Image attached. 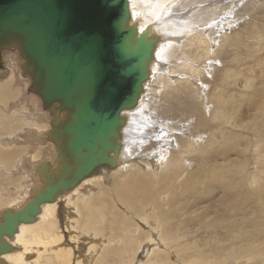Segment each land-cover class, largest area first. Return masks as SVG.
Wrapping results in <instances>:
<instances>
[{
    "label": "bare ground",
    "instance_id": "6f19581e",
    "mask_svg": "<svg viewBox=\"0 0 264 264\" xmlns=\"http://www.w3.org/2000/svg\"><path fill=\"white\" fill-rule=\"evenodd\" d=\"M212 2L214 1L128 0L130 20L135 22L138 30L149 27L150 32L158 37V41L153 52V58L148 66L150 76L143 84L144 90L141 93L138 104L122 112L125 115L126 122L121 130V148L117 156L116 167H100L93 173H96V175H90L84 178L74 188L59 194L52 202L42 203L33 222H21L17 225L11 236H3L7 242L13 245V249L10 252L0 254V264H71L74 261L72 258V253L74 252L71 251V246L66 247L61 245V242H63L62 235L58 229V222L60 223L61 220L64 228H67L72 233L74 232L73 234L76 235L79 231L84 232L86 237L88 236L90 239L88 243H92L88 247L89 251L91 249L94 251L98 245H104L102 239L98 241V232L100 230L95 228L96 218L93 213L96 208L101 213L109 216L107 222L104 224L105 226H113L118 222L119 218H113L111 215L117 216V213H119L121 220L124 222L128 216L127 214L129 213L130 216L132 211L138 215L135 217L137 218L135 220L137 223L141 220L148 224L149 220H153L155 226L149 227L147 225L150 232L147 234L144 233L145 237L144 235H140V230L137 236H134L132 231H134L136 225L135 223L134 225L131 223L129 229L123 228L125 236L120 238L115 237V240L118 239V244H121L120 240L125 242L128 239V248H131L126 250V247L124 249L121 245L122 251L124 252L126 250V252L125 256L123 252L118 254L117 262L122 264L123 261L130 259L132 246L135 242L139 239L142 241L147 238L143 243L139 244L138 254L141 258L139 264H142L144 261L146 263L151 262V264H156L154 257L160 252L156 251L159 247H156L158 244L153 239L155 230L160 228L159 234L157 233L159 235L158 240L165 244L166 247H178L183 251L185 250V246H182V244L187 246H190V244L177 242L178 237L175 235V230L200 229V226H175L173 224H169L163 229L160 226V219L163 222V220L169 218V207H165L162 212L161 208L155 202L156 197L160 199L169 194L170 196L176 195V199L181 200L182 197L188 195L192 196L193 202L196 203L197 201H194V199H197L195 196L199 195L198 189L203 186L201 184H206L208 187L206 200H211L212 198H209V194L211 193L209 190L214 188L213 184L219 183L222 187V206L219 210V215L215 216L216 219H214L213 223L203 226L211 230L219 227L220 220L237 203V201H234V196H232L231 180L229 179L232 171L228 168H223L222 165L218 167L210 163L213 158L214 160L217 159V155L213 152V148L218 145V139L216 137L214 139L211 137L204 139V136L202 137L200 133L196 134V136L195 134H190L191 127H196L197 125V127L202 126L204 119L201 114L198 98L188 86L182 85V81H179L180 79H184L186 82L188 81L195 86L191 82V78L196 75L191 68L188 71L181 70L183 68L182 66H184L183 59L181 60L182 66L178 65L180 56L174 54L175 51L179 50L180 43L178 42L183 35H193L194 38L198 39V43H201L202 40L205 44L206 52L209 55V53L217 50V46L216 49H212L214 45H217V43L220 44L222 39H226L231 34V32L227 33L226 28L231 26L229 19L233 16V12L229 11V15H227V12L224 11L216 15L217 11L209 7V4ZM220 7L224 10H232L233 8L230 6L229 1L225 4L222 3ZM249 8V6L246 7V4H243L241 12L244 11L245 14L249 11ZM241 15L243 14L239 12V17ZM220 19H223L221 23H219ZM192 43L194 44V41ZM226 44L227 42L225 41L223 45L225 46ZM14 52L13 50L6 51V53L5 51L3 52L4 55L2 54V57L4 60L14 59L16 63L11 66L9 74L0 77V106L2 104L4 109L10 107L12 110L14 103L11 102L15 100V97L19 93L15 100L17 106L12 112L14 114L19 113L20 115V117H18V114V116L16 115L19 119L10 117L11 114L9 116L3 115L1 118V127L5 132H2L0 129V137L3 140L12 142V145L5 149L2 146L3 149H0V177L2 179H9L0 181V189L6 183H9L13 185V190L6 192L2 189L6 193L2 194L0 192V219L2 211L5 208L16 211L22 208L30 198L34 197L31 194V190L39 188V185H36L39 182L35 170L36 165L45 159L52 158L55 154L54 143L50 140L43 141L44 132L51 127L48 112L43 107L41 108L37 105V103L33 104L31 102L30 104V98H27L25 101L20 99V94L23 90L22 97L25 93L26 79L23 78L24 76L21 74V69L17 64L19 55L15 58ZM172 55V60L176 63L173 66L170 65L171 63L169 65L166 63V61L172 58ZM206 58L209 59V57ZM187 65L194 67L193 65L195 64L191 62ZM167 66H170V68H167ZM160 73H163V75ZM178 73L181 74V77H178ZM156 78L163 80L160 84L161 89L163 90L164 88V90L162 95H159V97H162V102L160 101L161 103L158 104L160 99L156 100L157 102L155 101L158 104L155 107L157 111L156 113H152V106L148 105L146 107L147 105H144V102L151 90L153 92L159 90L160 93V89L157 86H152ZM151 86L152 88H150ZM197 91V94L200 96V89L198 88ZM208 99L212 101L211 97ZM178 104L179 106H177ZM163 105L164 111L174 117L175 119L172 120L175 122L168 120L164 116ZM224 105L223 103L218 105L220 110L214 114V118L221 116ZM213 107L211 108V112H213ZM2 108H0L1 111L4 110ZM179 116L188 118L186 121L187 126H184L186 123L178 124L180 121L177 117ZM9 119L12 120L9 121ZM17 120L18 122L21 121V124L12 131L11 127L16 125L15 122ZM47 123L50 124V127H48L49 124ZM184 132H188V135H185ZM12 135L13 137H11ZM172 138L174 143H172ZM168 140H171V142H168ZM39 142H44L42 146L45 145L44 147H40L41 152H38L37 145H41ZM165 144H170L173 147L167 146L161 148ZM18 145H26V148L16 155V152L11 146L15 147ZM172 152L174 155H172ZM7 164L11 166L8 168ZM106 169L113 170L107 171ZM246 170H248V165L247 167L245 166V170L241 172V177L237 180V185L243 197L239 199L236 206L243 205L244 203L243 179L247 182L250 180ZM253 173L251 175V183L255 184L258 176L255 172ZM103 179L111 183L109 185H112L113 191L110 189L107 190L105 189L107 186L103 187L101 185ZM94 190H97V192ZM112 193L114 196L111 195ZM112 199H115L113 200L114 202L116 199L117 201L114 203ZM59 202H63L66 207L64 209L67 213L63 217L59 211L61 209ZM79 205H82L85 210L84 213L81 212ZM2 206L5 207L3 208ZM65 210L64 212H66ZM144 213H148L150 217L147 218ZM132 215L135 216L134 214ZM152 216H154L153 219ZM227 223L229 224V222ZM254 226H259L258 231L264 235V223L260 226L249 221L246 228L252 230ZM163 230L164 235H162ZM119 234L120 231L118 230ZM260 234L255 237H250L251 234L238 237L240 239V246L232 248L231 255L234 254L233 259L245 258L248 264H261L258 259L264 258V245L255 249L257 244L255 241L261 239ZM70 237L74 239L71 235ZM136 245L138 246V244ZM219 249L221 250V248ZM220 250L216 252L214 247L213 249L209 248V255H206L200 247L193 255L185 256L178 254L177 263L210 264L212 262L217 264L216 256L220 253ZM32 251L36 252V257L33 260H27L32 256ZM160 254L162 255V253ZM222 259L223 257L218 260V263ZM136 260L139 259L136 258ZM159 261L163 262V258H160ZM73 264H82V262L77 260Z\"/></svg>",
    "mask_w": 264,
    "mask_h": 264
},
{
    "label": "water",
    "instance_id": "95a60500",
    "mask_svg": "<svg viewBox=\"0 0 264 264\" xmlns=\"http://www.w3.org/2000/svg\"><path fill=\"white\" fill-rule=\"evenodd\" d=\"M157 41L130 20L128 0H0V65L4 51L18 53L28 89L50 112L43 141L55 145L36 165L34 197L2 211L0 254L13 249L3 236L33 222L42 203L116 167L122 112L138 104Z\"/></svg>",
    "mask_w": 264,
    "mask_h": 264
},
{
    "label": "rangeland",
    "instance_id": "374dc122",
    "mask_svg": "<svg viewBox=\"0 0 264 264\" xmlns=\"http://www.w3.org/2000/svg\"><path fill=\"white\" fill-rule=\"evenodd\" d=\"M213 1L214 2L209 4V7L218 12H216V15H218L219 13L221 14L224 11L227 12V15H229V11L233 12V16H231V18L229 19L231 26L226 28V30L228 31L227 33L231 32V34L226 39L224 38L225 40L222 39L220 44L217 43V45H214L212 49H216L217 46V50H215L213 53H209V55L206 52L205 44L202 40L201 43H198V39L194 38L193 35H183L182 37H180L181 39L178 42L180 43L179 50L174 52L175 55L180 56L178 65L182 66L181 60L183 59L184 66H182L183 68L181 70L188 71L189 68H191L193 69V73L196 76H193L191 78V82L195 86H193L188 81L186 82L184 79H180L179 82L182 81V85L188 86L190 90L194 92L199 100L201 114L204 119V124L202 126L197 127V125L196 127H191L190 134H195L196 136V134L200 133L202 134V137L204 136V139L209 137H211L212 139L216 137L218 139H216L218 141V145L213 148V152L215 153V155H217V159L214 160L213 158L210 163L218 167L222 165L223 168H228L232 171L229 179L231 180L230 184L232 188V196H234V201H237V203L239 202V199L243 197L241 196L240 188L237 185V180L241 177V172L245 170V166L247 167V165L248 170L246 171L250 180L247 182L243 179V190L245 195L243 205L240 204L236 206L237 203H235L234 208L232 210H229L226 213L227 215L225 214L226 216L220 220L219 227H216L212 230L203 226H207L213 223L214 219H216L215 216L219 215L218 213L222 206V187L219 183L213 184L214 188H211V190H209V192H211L209 194V198L212 197L211 200H206V195H208L207 185L201 184L203 186L202 188L198 189L199 195L195 196L197 199H194V201H197L198 203H194L192 196L188 195L182 197L181 200H177L176 195L170 196L169 194L163 196L160 199H157L156 197L155 202L161 208L162 212L165 207H169V218L163 220V222L162 219H160V226L163 227V229L169 224H173L175 226H200V229L197 230H175V235L178 237L177 242H186L190 244V246L182 244V246H185V250L183 251H181V249H179L178 247H171L172 249L166 247L165 244L158 240L160 228L155 230L153 239L155 243L158 244L156 245V247H159L158 249H156V251L162 253V255L160 253L155 255L154 261L156 262V264H185L181 262L177 263L178 254L185 256L193 255L195 251L200 247L202 248V251L206 253V255H209V248L213 249L214 247L216 252H218L220 250L219 248H221L220 253L216 256L217 264H248V261H246L245 258L233 259L234 254L231 255L232 248L240 246V239L238 237L248 236L246 234H251L250 237H255L260 234V232L258 231L259 226H254L252 230L246 228L249 221L254 222V224H259L260 226H262L264 223V0H236V3L235 0H232V2L231 0H217L218 2L215 0ZM228 1L230 2V6L233 7L232 10L222 9L220 5H222V3H228ZM243 4H246V7H250L249 11L245 14L244 11H242L243 13L241 12ZM218 6L220 7V9ZM239 12L243 14L241 15V17H239ZM222 20L223 19H220L219 23H221ZM192 41H194V44L192 43ZM225 41L227 42V44L224 46L223 44ZM14 55L16 58V56H18L17 52H14ZM206 57H209V59H207ZM172 59L173 55L172 58L169 59L170 61L168 60L166 61V63L168 65L171 63L170 65L172 66L176 65L175 61ZM191 62L192 64H195L193 65L194 67L187 65ZM15 63L16 62L14 61V59L2 60V66L0 65V77L9 74L11 66L15 65ZM17 64L21 69V74L24 76L23 78L27 80H25L26 85L24 96L22 97V93L24 92L23 90V92L20 94V99L22 101H25L27 98H30V104L31 102L33 104L37 103V105H39L41 108L43 107V109L48 112V115L50 116L49 110L43 106L39 96L33 93L31 90H28L30 77L23 71L21 64L19 62ZM244 66L246 67V69ZM168 67L170 68V66H167V68ZM160 74L163 75V73ZM177 75H179L178 77H181V74L178 73ZM162 81L163 80H161V78H156V81L154 82V84L152 83V86H157L158 89H160V93L159 90L156 92H153L151 90V92L148 93L149 95L146 96L147 98L144 102V105H147L146 107H148V105L152 106V113H156L157 109L155 107L162 102V97H159V95H162V92L164 90V88L163 90L161 89L162 87L160 83ZM152 86L150 88H152ZM196 86L200 89V96L197 94L198 88ZM18 95L15 97V100ZM152 95H154L155 97ZM209 97H211L212 101L208 99ZM158 99L160 100L157 104L156 100ZM15 100L11 102L14 103L12 110L10 107L4 109L2 104L0 106V108L3 107L2 109H4L2 111L0 110L1 130V118L3 117V115L9 116L11 114L10 117L17 119H19L18 117H20L19 113L15 112L19 115L18 116L17 114H14V112H12L17 106ZM206 102H208V104H206ZM220 103L225 104L224 110L222 111L220 117L214 118V114L220 110V108L218 107ZM177 106H179V104ZM212 107L213 112H211ZM163 114L168 120L175 122L174 120H172L175 118L168 115L164 111V105ZM177 118H179L180 121L178 124L186 123V121L188 120V118L184 116H179ZM11 120L12 119H9V121ZM15 124V126L11 127L12 131L20 126L21 121L18 122L17 120ZM184 126H187V123ZM48 127H50V124L48 125ZM2 132L5 131L2 130ZM184 134L188 135V132H184ZM11 137H13V135ZM143 140L145 141L144 138ZM168 142H171V140H168ZM0 143V149L2 148V146L5 149L12 145V142L3 140L1 139V137ZM172 143H174L173 138ZM40 144L41 145H37L38 152H41L40 147L45 146H42L44 142H41ZM167 146L173 147L170 144H165L164 146H161V148H165ZM11 147L17 155L20 151H24L26 145ZM172 155H174L173 152ZM243 156L247 158H244ZM10 166V164H7L8 168ZM27 170L29 169L27 168ZM106 170L111 171L113 169ZM253 172H255L258 176L255 184L251 183V175L254 174ZM92 175H96V173ZM4 180L9 179H2L0 177V181ZM102 181L103 183L101 185L103 187H108H105V189H110L111 191H113L112 185H109L111 184L110 182L105 179H103ZM36 185H38V183ZM2 189H4L6 192H11L13 190V185L6 183ZM2 189H0V192L2 194L6 193ZM97 190L94 191L97 192ZM111 195L114 196L113 193ZM113 200L115 199H112V201ZM61 203L59 202V206L61 208L59 211L61 212L60 214L63 217L66 215L67 211L64 209L66 208L64 203ZM2 207L4 208L5 206ZM79 208L81 209L82 213L85 212L82 205H79ZM64 210L66 212H64ZM198 210H200L199 213L201 214H196ZM93 214L96 218L95 228L100 230L98 232V241H101L102 239V241L104 242V245H98L97 248L99 249L96 248L94 251L91 248V250L89 251L88 247H90L92 243H88L90 239L88 236L86 237V234L84 232L79 231L75 235L73 234L74 232L72 233L67 228H64L63 224L61 223L62 220L60 221V223L58 222V229L60 230L63 241L61 242V245L66 247L71 246V251L74 252L72 253V258L74 259V261L71 258V260L73 261L71 262V264L76 263L77 260H80L82 264H121L117 262L118 254H120V252H123L121 245L124 247V249L126 247V250L131 249L128 248V239H126L125 242L120 240L121 244H118V239L115 240V237L120 238L125 236L123 228L129 229L131 223H133V225L135 223L136 226L134 227V231H132L133 235L137 236L140 230V235H144L145 237V234L150 232L148 226H155L153 220H149L147 224L139 219L140 222L137 223L135 221L137 218L135 217H137L138 215H136L133 211L130 216L129 213L127 214L128 216L126 218V221L124 222L121 220V216L119 213H117V216L111 215L113 218H119L118 222L113 226L104 225L107 222L109 216L101 213L97 208L94 210ZM132 214H134L135 216H133ZM144 214L147 218L150 217L148 213ZM153 218L154 216H152V219ZM227 222H229V224ZM227 226L229 227L226 229ZM61 230L64 231L61 232ZM118 230L120 231L119 235ZM70 235L74 237V239H71ZM162 235H164V230L162 232ZM260 235L261 239L258 240L259 242L255 241L257 243H255V249L259 248V246L262 247L264 245V235ZM78 239L81 240V243ZM145 240L141 241V239H139L135 242V244L132 246L130 259H128L127 261H123L122 264H139L141 259L138 254V250L140 247L139 244L143 243ZM68 242L70 243L68 244ZM161 243L162 245H160ZM136 244H138V246ZM126 250L123 252L124 256ZM34 252L35 251H32V258L30 257L27 260H33L34 257H36V252ZM222 257L223 259L218 263V260ZM136 258H138L139 260H136ZM160 258H163V262L159 261ZM258 260L259 263L264 264V258H260ZM142 264H151V262L146 263L144 261ZM210 264L214 263L211 262Z\"/></svg>",
    "mask_w": 264,
    "mask_h": 264
}]
</instances>
